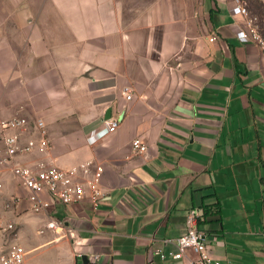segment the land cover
Returning a JSON list of instances; mask_svg holds the SVG:
<instances>
[{"label":"crops","instance_id":"crops-1","mask_svg":"<svg viewBox=\"0 0 264 264\" xmlns=\"http://www.w3.org/2000/svg\"><path fill=\"white\" fill-rule=\"evenodd\" d=\"M237 3L0 0V120H42L49 140L16 161L104 170L97 208L6 214L24 264H192L157 255L191 210L220 264H264V66L236 38ZM110 118L117 131L90 143ZM0 180L2 212L26 194L9 168Z\"/></svg>","mask_w":264,"mask_h":264},{"label":"built area","instance_id":"built-area-1","mask_svg":"<svg viewBox=\"0 0 264 264\" xmlns=\"http://www.w3.org/2000/svg\"><path fill=\"white\" fill-rule=\"evenodd\" d=\"M245 19V24L236 33V38L244 43L256 45L261 53L264 66V18H260L250 11L244 0H238L236 12ZM215 37L210 39L214 42ZM127 100L132 99L131 92H124ZM119 127V120L110 118L104 121L103 127L90 133V143H96L100 137L114 133ZM49 145L48 131L42 120H31L25 117L0 120V166L9 168L24 190L26 196L14 195L4 203V210L0 212V264H24L26 251L17 243V226L6 218V214L20 208L26 201L29 211L33 214L46 213L55 205L65 207L72 205L90 204L97 208L103 196L101 180L103 167H93L91 162L79 167L64 169L44 161L34 165L25 166L16 161L35 151L46 152ZM134 149L139 153H146L147 147L136 140ZM5 185L0 180V198ZM5 212V213H4ZM199 213L191 210L187 215V230L184 235L172 243L175 251L168 256L163 250H158L157 255L161 260L170 258L172 261H181L188 252H192L196 259L192 264H220L213 258L206 243L205 234L198 229ZM59 221H52L47 228L61 227Z\"/></svg>","mask_w":264,"mask_h":264},{"label":"rangeland","instance_id":"rangeland-1","mask_svg":"<svg viewBox=\"0 0 264 264\" xmlns=\"http://www.w3.org/2000/svg\"><path fill=\"white\" fill-rule=\"evenodd\" d=\"M252 14L264 18V3L262 0H244Z\"/></svg>","mask_w":264,"mask_h":264},{"label":"water","instance_id":"water-1","mask_svg":"<svg viewBox=\"0 0 264 264\" xmlns=\"http://www.w3.org/2000/svg\"><path fill=\"white\" fill-rule=\"evenodd\" d=\"M82 259H83V261H84L85 263L87 262V259H86V257H83Z\"/></svg>","mask_w":264,"mask_h":264}]
</instances>
